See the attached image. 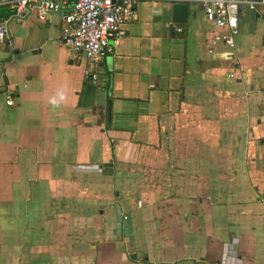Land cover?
Instances as JSON below:
<instances>
[{"label": "crops", "instance_id": "0c3cea01", "mask_svg": "<svg viewBox=\"0 0 264 264\" xmlns=\"http://www.w3.org/2000/svg\"><path fill=\"white\" fill-rule=\"evenodd\" d=\"M12 1L0 264H264V5L242 7L231 48L209 43L201 4L178 22L139 1L92 84L69 6L18 19Z\"/></svg>", "mask_w": 264, "mask_h": 264}, {"label": "built area", "instance_id": "2783aa9c", "mask_svg": "<svg viewBox=\"0 0 264 264\" xmlns=\"http://www.w3.org/2000/svg\"><path fill=\"white\" fill-rule=\"evenodd\" d=\"M142 0H13V15L22 19L36 10L39 19L46 20L51 12H63L71 29L65 36V43L86 62L84 77L92 84L101 80L96 65L112 51L110 38L122 32V28L134 14V6ZM154 1V0H150ZM176 2H197L202 5L205 18L216 28L209 43H222L234 47L239 33V17L242 7L256 10L264 0H169ZM9 19H0V42L7 40ZM228 54V53H227ZM226 54V55H227ZM231 55V54H230ZM233 75V74H232ZM6 102L13 105V95L8 93ZM139 201L138 206L142 207Z\"/></svg>", "mask_w": 264, "mask_h": 264}, {"label": "water", "instance_id": "95a60500", "mask_svg": "<svg viewBox=\"0 0 264 264\" xmlns=\"http://www.w3.org/2000/svg\"><path fill=\"white\" fill-rule=\"evenodd\" d=\"M190 8V5L187 2H176L173 3L172 9H173V20L178 22H184L187 20L188 17V10ZM7 36H8V42L14 43L13 38L10 34V28L8 24L7 29ZM109 111L111 112V107L109 106ZM111 114V113H110ZM109 114V116H110ZM110 119V118H109ZM133 257H136V255L133 254Z\"/></svg>", "mask_w": 264, "mask_h": 264}, {"label": "rangeland", "instance_id": "374dc122", "mask_svg": "<svg viewBox=\"0 0 264 264\" xmlns=\"http://www.w3.org/2000/svg\"><path fill=\"white\" fill-rule=\"evenodd\" d=\"M243 44V37L239 36L237 39V45H242Z\"/></svg>", "mask_w": 264, "mask_h": 264}]
</instances>
